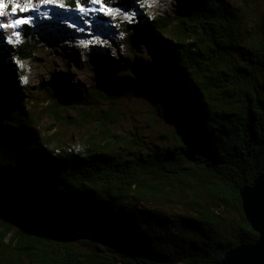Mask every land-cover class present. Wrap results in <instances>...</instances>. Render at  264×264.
Masks as SVG:
<instances>
[{
    "label": "trees",
    "instance_id": "obj_1",
    "mask_svg": "<svg viewBox=\"0 0 264 264\" xmlns=\"http://www.w3.org/2000/svg\"><path fill=\"white\" fill-rule=\"evenodd\" d=\"M147 1L105 0L137 20L127 41L134 33L157 66L131 81L101 76L93 90L47 87L27 111L11 104L24 73L15 63L37 60L45 31L24 25L14 44L0 32V264H212L258 238L239 192L264 175V15L248 12L250 28L231 0H174V13L148 19ZM63 2L59 15L82 16L76 0ZM143 89L174 123L167 144L118 135L117 112L98 111ZM76 134L80 149L61 146ZM153 212L174 230L159 229ZM138 227L151 242L142 252L130 249Z\"/></svg>",
    "mask_w": 264,
    "mask_h": 264
},
{
    "label": "rangeland",
    "instance_id": "obj_2",
    "mask_svg": "<svg viewBox=\"0 0 264 264\" xmlns=\"http://www.w3.org/2000/svg\"><path fill=\"white\" fill-rule=\"evenodd\" d=\"M36 2L38 3V0ZM231 3L236 8L246 12V23L250 28L256 22L250 19L248 12H250L252 19L264 15V0H231ZM175 4L174 0H148L144 4L146 8L144 13L148 19L155 18L163 12L172 14L175 12ZM90 5L89 8L98 7V5ZM139 6L141 8V5ZM62 9L55 5H42L36 12L22 14L31 15L33 19L29 26L38 27L45 33L42 35L43 42L36 52L37 60L15 63L17 69L23 70L24 73L21 77V83L17 86L19 89L15 93L16 98L12 100V103L9 101V104L11 103L13 106L16 104L27 111L32 108L37 99L49 98L46 91L47 87L52 88L56 94L72 92L75 88L83 91L93 90L98 85L97 79L101 76L119 77L131 81L132 76L137 75L142 78L146 71H150V66H157L156 58H153L151 53L147 51L143 42L136 39L134 33L127 41L126 31L131 30L137 24V20L132 19L128 12L118 9L109 16L90 12L85 17H65L59 15V13H65ZM79 15L81 14L79 13ZM85 20L88 21L87 24ZM69 25H75V27H69ZM79 29H84V31H79ZM4 35L2 33L0 37L4 38ZM82 41L84 43H81ZM2 79L0 73V85L3 84ZM146 94V90L143 89L135 92L134 96L130 98L101 101L98 111L102 112L100 110L106 111L110 108L117 112L119 120L115 126H112L111 130L118 135L127 138H132L131 136L134 135L141 140L157 137L156 142L167 144L172 137L174 123L170 119L157 115L147 100ZM65 114L75 117V114L73 115L70 110L66 111ZM51 123L43 119L39 125L40 130L43 131L44 129L45 131ZM54 126L56 127L54 131L60 127L56 124ZM64 131L70 133L75 129L67 127ZM43 134L41 133V135ZM164 135L168 138L167 140H163ZM74 136H76L74 141L69 144L61 136V146L71 150L80 149L83 134ZM15 143H19L20 146L23 145L21 138ZM36 176L37 174L31 175L29 181H33ZM14 184L15 182L10 181L6 190L12 189L10 201H19L22 189L15 187ZM1 207L3 206L1 205ZM1 210L0 212H4V209ZM154 214L153 212L149 215L153 217ZM155 218L160 225L159 229H163V231L168 229L169 232L174 230L176 221L173 219L164 222L161 216H155ZM14 221L19 223L18 220ZM143 221L152 227L156 225L155 220L151 218ZM142 229L143 227L141 229L138 227L132 233L133 236L130 241L132 251L142 252L146 244L151 243L149 239L143 237L146 235L141 233Z\"/></svg>",
    "mask_w": 264,
    "mask_h": 264
},
{
    "label": "water",
    "instance_id": "obj_3",
    "mask_svg": "<svg viewBox=\"0 0 264 264\" xmlns=\"http://www.w3.org/2000/svg\"><path fill=\"white\" fill-rule=\"evenodd\" d=\"M239 195L245 220L258 238L252 244L228 250L221 260L212 264H264V175L256 177Z\"/></svg>",
    "mask_w": 264,
    "mask_h": 264
},
{
    "label": "snow or ice",
    "instance_id": "obj_4",
    "mask_svg": "<svg viewBox=\"0 0 264 264\" xmlns=\"http://www.w3.org/2000/svg\"><path fill=\"white\" fill-rule=\"evenodd\" d=\"M88 3L98 5V7H85L80 0H76L75 10L82 16H87L90 12L109 16L118 10L108 6L105 0H88ZM42 5L65 7L63 0H38V3L36 0H23V2H20V0H0V32L4 30L10 31V35L6 38L8 44H14L15 41L19 40L21 33L17 29L24 25H30L32 22L33 17L31 15L22 14L36 12L39 10V6ZM7 17L14 18L6 19ZM85 23L87 24L88 21L85 20ZM69 27H75V25H69ZM79 31H84V29H79ZM81 43L84 42L82 41ZM85 46L87 45L85 44Z\"/></svg>",
    "mask_w": 264,
    "mask_h": 264
}]
</instances>
